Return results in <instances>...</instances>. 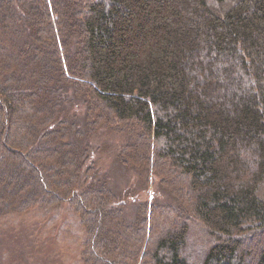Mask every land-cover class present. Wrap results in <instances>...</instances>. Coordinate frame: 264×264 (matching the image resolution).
Returning a JSON list of instances; mask_svg holds the SVG:
<instances>
[{
	"label": "trees",
	"instance_id": "obj_1",
	"mask_svg": "<svg viewBox=\"0 0 264 264\" xmlns=\"http://www.w3.org/2000/svg\"><path fill=\"white\" fill-rule=\"evenodd\" d=\"M37 200L89 264H264V0H0V216Z\"/></svg>",
	"mask_w": 264,
	"mask_h": 264
},
{
	"label": "rangeland",
	"instance_id": "obj_2",
	"mask_svg": "<svg viewBox=\"0 0 264 264\" xmlns=\"http://www.w3.org/2000/svg\"><path fill=\"white\" fill-rule=\"evenodd\" d=\"M93 140L94 159H99L102 171L107 169L112 179L121 183L119 192L123 194L120 197L129 206L131 196H128L126 185L131 184L126 183V180L130 174L134 177L135 173H126L122 165L120 171H114L115 150L96 147V134ZM110 165L112 169L109 170ZM19 178L24 188L27 183L29 185L34 181L31 172L25 175L20 172ZM66 202L53 206L37 200L22 210L7 207L0 216V264H89L83 259L85 243L91 238L86 231V223L80 219L81 214L76 207ZM124 209L126 212L130 208L124 206ZM97 218L100 219L99 215L94 218L96 225ZM95 234L94 236L99 237L97 230ZM98 262L96 259V264Z\"/></svg>",
	"mask_w": 264,
	"mask_h": 264
}]
</instances>
